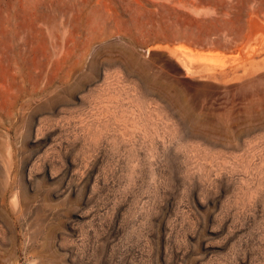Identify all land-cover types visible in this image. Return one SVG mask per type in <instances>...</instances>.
I'll list each match as a JSON object with an SVG mask.
<instances>
[{"label":"rangeland","instance_id":"374dc122","mask_svg":"<svg viewBox=\"0 0 264 264\" xmlns=\"http://www.w3.org/2000/svg\"><path fill=\"white\" fill-rule=\"evenodd\" d=\"M0 264H264V0H0Z\"/></svg>","mask_w":264,"mask_h":264}]
</instances>
